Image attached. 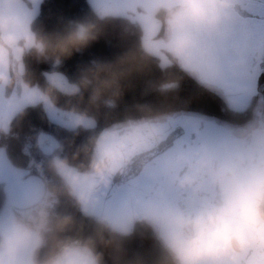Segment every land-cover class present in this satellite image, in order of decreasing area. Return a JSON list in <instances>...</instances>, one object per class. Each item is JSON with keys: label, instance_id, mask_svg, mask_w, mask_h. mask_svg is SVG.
Here are the masks:
<instances>
[{"label": "clouds", "instance_id": "obj_1", "mask_svg": "<svg viewBox=\"0 0 264 264\" xmlns=\"http://www.w3.org/2000/svg\"><path fill=\"white\" fill-rule=\"evenodd\" d=\"M226 6V0H154L152 13L157 26L164 28L165 45L180 57L193 46L194 30L218 23L219 10ZM95 15V20H70L62 29L46 32L33 21L0 13V94L11 91L23 101L17 114L23 115L26 106L42 105L46 111H65L70 130H88L95 119L79 107L85 93L88 105L115 106L120 81L142 70L138 58L153 55L144 43L112 62H91L74 81L46 74L42 88L30 79L29 57L59 65L96 41L101 24L112 14ZM178 87L170 81L158 90ZM105 93L110 98L102 100ZM57 94L69 104L73 98L77 103L59 109ZM141 110L152 112L148 106ZM162 120V114H149L105 129L77 146L71 159L60 154L65 145L58 142L56 154L44 162L56 182L45 180L22 206L0 219V264H105L101 249H110L113 264H121L124 242L137 224L153 231L157 253L152 264H246L253 252L264 255V150L219 154L205 148L177 149L165 161L164 172L183 194L178 202L149 201L139 210L114 216L85 211L95 203L97 191L146 165L164 139ZM10 131V120L0 118V134ZM81 155L83 159L74 163ZM65 199L88 219L92 231L87 236L79 234L83 220L63 210ZM73 231L77 235H67Z\"/></svg>", "mask_w": 264, "mask_h": 264}, {"label": "water", "instance_id": "obj_2", "mask_svg": "<svg viewBox=\"0 0 264 264\" xmlns=\"http://www.w3.org/2000/svg\"><path fill=\"white\" fill-rule=\"evenodd\" d=\"M44 1L0 0V13L34 22ZM86 2L94 14L108 12L112 14L110 18H122L137 24L142 33L141 43L152 50V57L159 60L161 68L177 63L201 85L218 92L231 112L243 114L253 107L255 116L252 127L241 132L214 118L195 113L164 116L161 124L164 139L147 157L146 165L115 178L108 187L97 191L95 203L85 211L92 215L114 216L139 210L149 201L178 202L183 194L170 185L164 172L165 161L177 149L205 148L219 154L237 149L264 150V0H226L227 6L219 10V22L195 29L193 46L180 57L174 56L164 43V28L157 26L152 13L154 0ZM132 9L134 12L130 11ZM46 74L66 78L57 72L45 73V78ZM20 106L23 101L16 93L0 94V118L7 117L10 128L19 115L16 108ZM37 106L42 107L52 125L70 132L77 130H70V118L65 111H46L42 105ZM29 107L32 106H26L24 110ZM94 128L96 122L90 129ZM58 142L50 133L37 135V147L48 158L56 154ZM43 182L29 169L16 167L6 149L0 147V186L4 194L0 219L22 206ZM246 264H264V255L253 252Z\"/></svg>", "mask_w": 264, "mask_h": 264}, {"label": "trees", "instance_id": "obj_3", "mask_svg": "<svg viewBox=\"0 0 264 264\" xmlns=\"http://www.w3.org/2000/svg\"><path fill=\"white\" fill-rule=\"evenodd\" d=\"M83 19H96L86 0H46L41 6L38 18L34 21V27L52 32L62 29L67 21ZM141 36L137 24L122 18H109L101 24L96 41L63 58L59 65L51 61L37 62L29 57L27 65L30 79L42 88L46 86L45 73H61L68 81H74L79 75V70L93 61L112 62L128 51H138ZM137 62L142 70L120 81L121 94L115 98L114 107L106 106L103 102L95 106L88 105V93H85L84 101L79 107L87 109L88 114L94 117L96 128L70 132L52 125L41 106L29 107L24 110L23 115L15 118L8 135L1 134L0 147L6 149L10 161L16 167L29 169L43 181L56 182L44 166L48 157L44 156L37 147V135L40 132L50 133L62 142L65 145V152L60 154L68 155L71 159L75 148L85 143L88 137L127 120H140L149 114H162L164 117L181 112L195 113L234 127L248 125L254 120L253 107L243 114L231 112L218 92L201 85L192 74L182 70L175 62L167 68H161L159 60L152 56L142 60L138 58ZM170 81L178 82L179 87L172 91L158 90L161 84ZM57 95V106L61 109H67L71 104L77 103L75 98L69 104L68 98ZM109 98L110 93H105L102 100ZM255 103L256 100L253 104ZM143 106H148L152 112L142 111ZM69 142L72 144L71 148L68 147ZM81 159H83L82 155L74 163H78ZM37 164L40 167H37ZM3 201L4 194L0 186V208ZM62 207L63 210L72 212L78 221L83 220L85 226L80 229V235L87 236L91 233V225L80 210L73 208L66 199L62 201ZM67 235L75 236L77 232L73 231ZM123 248L121 264H130L136 260H142L144 264H152L157 253L152 229L147 225H135L133 234L124 242ZM101 250L104 251L105 264H113L112 251Z\"/></svg>", "mask_w": 264, "mask_h": 264}, {"label": "rangeland", "instance_id": "obj_4", "mask_svg": "<svg viewBox=\"0 0 264 264\" xmlns=\"http://www.w3.org/2000/svg\"><path fill=\"white\" fill-rule=\"evenodd\" d=\"M252 123H253V121H252L251 123H249L248 125H245V126H242V127H234V126H232V127H233L236 131L241 132L244 128L250 129V128L252 127ZM249 126H250V128H249Z\"/></svg>", "mask_w": 264, "mask_h": 264}, {"label": "flooded vegetation", "instance_id": "obj_5", "mask_svg": "<svg viewBox=\"0 0 264 264\" xmlns=\"http://www.w3.org/2000/svg\"><path fill=\"white\" fill-rule=\"evenodd\" d=\"M7 94H9V93H7Z\"/></svg>", "mask_w": 264, "mask_h": 264}]
</instances>
